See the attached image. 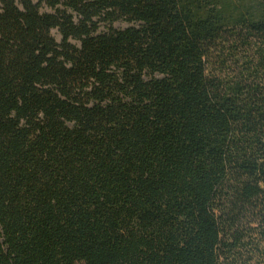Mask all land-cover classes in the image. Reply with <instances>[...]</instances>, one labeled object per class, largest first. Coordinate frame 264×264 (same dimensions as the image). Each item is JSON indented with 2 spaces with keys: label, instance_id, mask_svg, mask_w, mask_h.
I'll list each match as a JSON object with an SVG mask.
<instances>
[{
  "label": "trees",
  "instance_id": "1",
  "mask_svg": "<svg viewBox=\"0 0 264 264\" xmlns=\"http://www.w3.org/2000/svg\"><path fill=\"white\" fill-rule=\"evenodd\" d=\"M0 264H264V0H0Z\"/></svg>",
  "mask_w": 264,
  "mask_h": 264
},
{
  "label": "rangeland",
  "instance_id": "2",
  "mask_svg": "<svg viewBox=\"0 0 264 264\" xmlns=\"http://www.w3.org/2000/svg\"><path fill=\"white\" fill-rule=\"evenodd\" d=\"M116 26L117 27H125L126 26V23H117Z\"/></svg>",
  "mask_w": 264,
  "mask_h": 264
}]
</instances>
